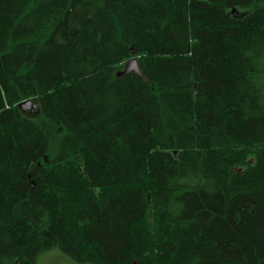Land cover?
I'll list each match as a JSON object with an SVG mask.
<instances>
[{
  "label": "trees",
  "instance_id": "obj_1",
  "mask_svg": "<svg viewBox=\"0 0 264 264\" xmlns=\"http://www.w3.org/2000/svg\"><path fill=\"white\" fill-rule=\"evenodd\" d=\"M263 4L0 0V264H264Z\"/></svg>",
  "mask_w": 264,
  "mask_h": 264
},
{
  "label": "rangeland",
  "instance_id": "obj_2",
  "mask_svg": "<svg viewBox=\"0 0 264 264\" xmlns=\"http://www.w3.org/2000/svg\"><path fill=\"white\" fill-rule=\"evenodd\" d=\"M234 14L238 17L244 15L243 12H239L236 10ZM25 114H27L29 117L34 119H37L39 117L38 108L34 106L28 109L27 111H25ZM38 264H91V263H77L72 259H70L67 255H65L60 249L56 248L41 254L38 258Z\"/></svg>",
  "mask_w": 264,
  "mask_h": 264
},
{
  "label": "water",
  "instance_id": "obj_3",
  "mask_svg": "<svg viewBox=\"0 0 264 264\" xmlns=\"http://www.w3.org/2000/svg\"><path fill=\"white\" fill-rule=\"evenodd\" d=\"M234 13H235V11H234ZM131 72L141 74L139 62H138V59L136 57H133L127 61V63L125 64L124 70L120 71L119 76H123V75H126V74L131 73ZM33 106L37 107L32 100H27V101H24V102L19 104V108L22 111H27L28 109H30Z\"/></svg>",
  "mask_w": 264,
  "mask_h": 264
}]
</instances>
